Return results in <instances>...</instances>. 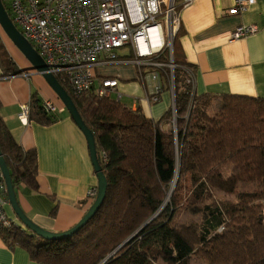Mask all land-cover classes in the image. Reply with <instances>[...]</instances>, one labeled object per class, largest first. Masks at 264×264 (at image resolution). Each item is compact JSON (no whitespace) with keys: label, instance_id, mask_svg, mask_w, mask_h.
<instances>
[{"label":"trees","instance_id":"obj_1","mask_svg":"<svg viewBox=\"0 0 264 264\" xmlns=\"http://www.w3.org/2000/svg\"><path fill=\"white\" fill-rule=\"evenodd\" d=\"M159 60L167 62L168 53ZM0 61L5 72L17 73L1 31ZM60 83L94 134L105 197L67 238L45 240L14 223L0 230L7 244L22 246L39 264H191L193 257L207 264H264V98L197 95L175 67L173 124L172 110L154 120L114 98L75 96ZM56 120L32 94L28 121ZM0 151L14 189H36V151L24 149L1 116ZM247 184L254 188L239 190ZM180 213L192 219L180 221Z\"/></svg>","mask_w":264,"mask_h":264},{"label":"crops","instance_id":"obj_2","mask_svg":"<svg viewBox=\"0 0 264 264\" xmlns=\"http://www.w3.org/2000/svg\"><path fill=\"white\" fill-rule=\"evenodd\" d=\"M233 4L234 0H192L181 8L169 59L190 65L197 95L264 98V0H256L239 14L229 12ZM242 25H255L257 30L232 39V31ZM8 42L2 38L17 73L5 72L6 66L0 61V116L13 138L24 149H34L37 155V188L21 184L15 190L16 198L38 226L52 232L65 231L84 215L90 205L87 192L97 186L87 142L66 109L49 125L19 121L20 106L29 102L32 94L59 107L62 103L41 74L30 70L27 59ZM94 72L98 78L116 79L121 97L132 100L126 106L139 108L148 118L158 120L172 110L173 96L166 81L159 100L148 102L146 94L153 82L149 78L139 80L132 63L102 65ZM5 212L23 227L9 203L5 204ZM0 264L39 263L25 248L9 245L0 236Z\"/></svg>","mask_w":264,"mask_h":264},{"label":"built area","instance_id":"obj_3","mask_svg":"<svg viewBox=\"0 0 264 264\" xmlns=\"http://www.w3.org/2000/svg\"><path fill=\"white\" fill-rule=\"evenodd\" d=\"M192 0H8L7 13L17 29L46 63L45 71L65 83L75 96L95 94L117 100L118 81L98 78L94 68L102 65L132 63L139 80L149 78L152 88L146 94L150 103L157 102L162 91L161 75L171 89L174 100V68L185 71V81L194 90L191 67L167 62L159 56L171 53L180 25L179 11ZM256 0H234L231 14H239ZM255 25H242L231 33L238 39L254 33ZM128 50L129 55L120 51ZM146 70V71H145ZM59 81V82H60ZM115 99V98H114ZM41 106L47 115L65 110L46 99ZM173 106V105H172ZM29 102L20 106L22 124L28 122ZM175 115L172 112V123ZM102 157L105 158L104 155ZM97 187L87 192L90 203ZM6 185L0 171V230L10 228L14 221L5 212Z\"/></svg>","mask_w":264,"mask_h":264},{"label":"water","instance_id":"obj_4","mask_svg":"<svg viewBox=\"0 0 264 264\" xmlns=\"http://www.w3.org/2000/svg\"><path fill=\"white\" fill-rule=\"evenodd\" d=\"M0 28L7 36V38L27 59V61L31 65V69L34 72L41 74V76L45 79V81L57 95L58 99L61 101L62 105L68 112L71 119L82 131L87 142L91 163L95 172V176L97 178V194L94 200L90 203L84 215L81 217V219L69 229L61 232H52L38 226L23 212L16 198V193L11 182L9 169L0 151V171L3 175L4 182L6 185L7 199L13 213L15 214L19 222L23 225L25 229L29 230L32 235L38 238H42L45 240L64 239L76 233L82 226H84L88 222V220L99 209L105 197L107 180L103 173V169L99 160V155L96 150L94 134L84 123L69 93L65 90V88L61 85V83L56 79V77L52 73L45 71L47 69L46 63L44 62L42 57L37 53V51L32 47V45L25 39L21 32L17 29V27L9 17L2 3V0H0ZM172 112L174 115H176L174 100ZM168 198L169 194L165 202L168 200ZM128 239H126L121 245H119L117 249L120 248Z\"/></svg>","mask_w":264,"mask_h":264},{"label":"rangeland","instance_id":"obj_5","mask_svg":"<svg viewBox=\"0 0 264 264\" xmlns=\"http://www.w3.org/2000/svg\"><path fill=\"white\" fill-rule=\"evenodd\" d=\"M4 3H5V5H6L7 9H8V0H4ZM0 31H1L2 38H4L6 42L9 41L8 43H12V42H10V40L7 38V36L4 34V32L1 30V28H0ZM120 52H121V54H127V55L130 54L128 50H124V51H120ZM168 56H170V52H169V51H168ZM30 70H32V69L30 68ZM32 71H33V70H32ZM145 71H146V70H145ZM161 80H162V82L164 81L163 75H161ZM168 87H169V86H168ZM112 98H115V99L117 100V97H116L115 94L112 95ZM119 101H120L121 103H123L125 106H126V105L129 106V104H130L129 102L132 103V100H131V99L128 100L126 97H120V98H119ZM218 106H219V103H218L217 101H215L214 106H213L212 108H210L209 112H210V113H213V111L216 110V109L218 108ZM66 112H67V111H66ZM67 113H68V112H67ZM252 188H254V185H251V184H247V185H239V190H242V189H252ZM229 198L233 199V196H231V197H229ZM178 219H179L180 221L188 222V221H190L192 218H191L190 216L184 214V213H180V214L178 215ZM158 264H162V263L159 262ZM191 264H207V262L204 261V260H201V259H199V258H197V257H193V258H192V261H191Z\"/></svg>","mask_w":264,"mask_h":264}]
</instances>
